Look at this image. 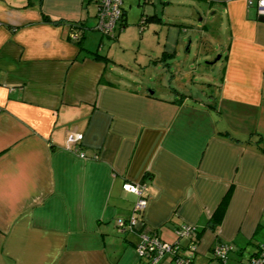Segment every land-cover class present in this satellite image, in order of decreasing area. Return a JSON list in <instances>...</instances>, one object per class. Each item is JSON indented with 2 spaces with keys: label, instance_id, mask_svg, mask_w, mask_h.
I'll list each match as a JSON object with an SVG mask.
<instances>
[{
  "label": "crops",
  "instance_id": "1",
  "mask_svg": "<svg viewBox=\"0 0 264 264\" xmlns=\"http://www.w3.org/2000/svg\"><path fill=\"white\" fill-rule=\"evenodd\" d=\"M172 2L123 3L127 23L146 17L140 42L149 38L144 50L160 52L157 60L177 54L185 38L182 13L166 12ZM198 2L220 13L219 37L224 27L228 34L207 105L174 87L177 96L165 97L115 77V57L90 51L105 36L97 0H0V264H137L139 235L118 227L138 198L125 180L146 183V227L164 239H178L183 222L204 231L185 251L193 264H242L264 245V15L249 0L176 3ZM81 21L84 48L70 38ZM94 31L102 34L96 49L86 43ZM125 31L113 38L122 43ZM70 132L83 133L84 155L68 146ZM218 239L233 244L225 261L212 253Z\"/></svg>",
  "mask_w": 264,
  "mask_h": 264
},
{
  "label": "rangeland",
  "instance_id": "2",
  "mask_svg": "<svg viewBox=\"0 0 264 264\" xmlns=\"http://www.w3.org/2000/svg\"><path fill=\"white\" fill-rule=\"evenodd\" d=\"M135 1L138 3V0ZM176 2L177 0H173L172 4H167L165 9L166 12L182 13L183 15L181 14V16L185 20L182 24L185 25L187 30L185 38L180 42L177 54L168 56L165 60L161 58L157 60V58L153 57L155 55L159 57L161 55L160 52H145L143 44L148 42L147 39L149 38H146L143 43L142 41L140 42L141 32L139 30L141 25L136 22H129L126 26L117 30V32L120 31L122 33L127 28L125 31L127 35L123 40L124 43L122 42L123 44L116 38H110V36L105 35L100 51L115 57L119 64H114V71H116L114 76H117L121 81H127L124 83L132 87L154 90L160 96L173 98L177 96L174 91H171L172 87H174L182 94L186 93L197 97L199 101L207 105V102L212 103L215 99L214 93L219 88V83L217 82H219L223 74L224 53L226 52V48L223 46L227 43V29L226 27L223 28L224 33L220 38L218 27L222 19L218 17L220 13L214 11L209 4L205 5V3L198 2L185 7L180 6ZM92 4L96 5L95 2ZM163 8L164 6L160 2L158 5L160 12H162ZM132 13L137 14V10L131 9L130 16H132ZM140 14L139 11L138 16ZM201 17L203 18L200 19ZM134 25L137 27H134ZM153 27H151L152 30ZM91 34L93 36L87 37L88 41L86 43L90 46L92 44L90 42H94L95 44L93 43L91 48L96 49L102 34L99 31H94ZM141 44L142 46H140ZM220 54L221 57H219ZM150 56H152V61L146 63L145 61L147 60L145 59L148 58L149 61ZM136 58L139 59L138 64L135 62L137 61ZM139 61H142L143 65L139 64ZM159 61H162L161 66L157 64ZM124 62L127 64L123 65ZM118 72H124L126 76H123L122 73L120 75ZM126 78L135 80H127ZM180 239L185 246H188L190 239L187 236H182ZM187 249L190 250V248Z\"/></svg>",
  "mask_w": 264,
  "mask_h": 264
},
{
  "label": "built area",
  "instance_id": "3",
  "mask_svg": "<svg viewBox=\"0 0 264 264\" xmlns=\"http://www.w3.org/2000/svg\"><path fill=\"white\" fill-rule=\"evenodd\" d=\"M97 25L96 28L105 35H115L120 29L121 22L124 19L123 3L124 0H97ZM253 2L255 8L260 15H264V0H249ZM147 19L143 16L140 19L141 26H145ZM81 28L75 27L70 32V38L78 40L83 33ZM83 133L70 132L67 135V144L72 149L82 152L79 144L83 139ZM123 189L138 194L135 201L133 211L127 218H120L118 226L121 229L137 230L139 241L136 244V249L139 255L138 264H161L167 258H171L175 264H192V258L186 254V248H196L195 237L197 233V225L195 223L183 222L176 228L178 239L168 241L160 236L154 228H147L144 219L140 216L141 212L148 206V197L144 194L147 185L141 181L125 180L122 184ZM187 236L190 239L188 246L181 242V237ZM232 244L224 240L219 241L212 247V253L219 260L225 261L229 258ZM242 264H264V245H260L258 252L251 257H248Z\"/></svg>",
  "mask_w": 264,
  "mask_h": 264
},
{
  "label": "trees",
  "instance_id": "4",
  "mask_svg": "<svg viewBox=\"0 0 264 264\" xmlns=\"http://www.w3.org/2000/svg\"><path fill=\"white\" fill-rule=\"evenodd\" d=\"M156 16H158L159 18H161V16L160 15H156ZM84 24V22L83 21H81V26ZM127 24V21H125V20H123L122 22H121V26L123 27V26H125ZM121 27V28H122ZM120 28V29H121ZM118 34V32L115 34V35H111V37H115L116 35ZM108 36H110V35H108ZM78 41V43L81 45V48H84V46L81 44V41H82V37L80 38V39H78L77 40ZM91 51V53H93L95 56H104V57H108V55L107 54H105V53H102L99 49H96V50H90ZM165 55V54H164ZM163 57V56H162ZM222 134L223 135H229L230 134V132L229 131H227V130H225V132H222ZM231 135V134H230ZM231 137H233L232 135H231ZM236 141H238L237 139H235ZM262 140V138L261 137H258V140H256L255 142H258V145L260 144L259 142ZM259 150H264V145L263 146H260V148H259ZM146 175H147V173H146ZM227 193H226V195L224 196V197H222V199L220 200V202L218 203L219 205H218V207L216 208V210L214 211V213L212 214V222L213 223H216L217 221H220L222 218H223V214H224V211H225V209L228 207V200H229V197H231V193H232V191H231V187L230 188H228V190L226 191ZM147 196V195H146ZM148 197V196H147ZM148 203H149V199H148ZM135 204V203H134ZM148 207V206H147ZM146 207V208H147ZM146 210V209H145ZM145 210L144 211H142L141 212V214H140V216L144 219V221H145V218H144V212H145ZM145 223H146V221H145ZM119 227V226H118ZM120 228V227H119ZM155 230H157L156 228H154ZM120 230L122 231V232H124V233H126V232H135L136 234H138V232H136L137 230H134V231H131V230H127V229H121L120 228ZM158 231V230H157ZM204 231L203 230H201V229H199L198 227H197V233H196V237H195V244H196V246L198 245V242H199V240H200V238H201V235H202V233H203ZM158 233H159V231H158ZM160 234V233H159ZM139 235V234H138ZM160 236L162 237V235L160 234ZM163 238V237H162ZM219 241H223V240H220V239H218ZM139 241V240H138ZM190 243V242H189ZM227 243H231L232 244V242H227ZM197 248V247H196ZM196 248H194V249H196ZM232 249H233V244H232ZM259 250V249H258ZM258 250L257 251H255V253L256 252H258ZM255 253L253 254V255H255ZM139 256V255H138ZM191 258H192V260H193V257L192 256H190ZM168 259H170V260H172L171 258H168ZM217 259V258H216ZM139 261V260H138ZM222 261V260H221ZM165 262V261H164ZM164 262H162L161 264H163ZM138 264V263H137ZM192 264H193V261H192Z\"/></svg>",
  "mask_w": 264,
  "mask_h": 264
},
{
  "label": "water",
  "instance_id": "5",
  "mask_svg": "<svg viewBox=\"0 0 264 264\" xmlns=\"http://www.w3.org/2000/svg\"><path fill=\"white\" fill-rule=\"evenodd\" d=\"M261 17H262V16H261ZM262 19H264V16L262 17ZM219 57H220V56H219ZM219 57H218V58H219Z\"/></svg>",
  "mask_w": 264,
  "mask_h": 264
}]
</instances>
